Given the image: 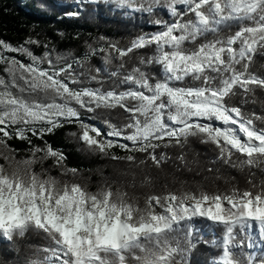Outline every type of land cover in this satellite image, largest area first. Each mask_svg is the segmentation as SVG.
I'll list each match as a JSON object with an SVG mask.
<instances>
[{"label": "snow or ice", "instance_id": "1", "mask_svg": "<svg viewBox=\"0 0 264 264\" xmlns=\"http://www.w3.org/2000/svg\"><path fill=\"white\" fill-rule=\"evenodd\" d=\"M73 4L65 16L80 18L92 5L130 19L157 13L170 19H149L157 30L141 32L125 48L99 37L107 48L89 44L81 57L47 43L36 55L31 46L40 41L32 37L18 46L0 39L7 74L0 77V240L15 245L42 234L43 258L27 264H197L193 254L201 245L212 250L204 264H264V180L255 191L249 180L252 188L244 191L148 195L143 207L127 191L138 174L141 186L151 185L150 170L172 159L170 149L186 163L193 140L214 146L212 163L264 172V115L243 110L250 95L264 91V77L251 70L254 58L264 56V0ZM139 50L150 55L128 68ZM97 55L101 65L92 67ZM113 61H119L114 69ZM117 109L125 119L114 122ZM66 125L76 129L67 136L82 150L125 165L129 183L105 181L92 191L79 182L64 151L45 140ZM13 139L27 142L28 158L16 159ZM48 159L59 177L35 170Z\"/></svg>", "mask_w": 264, "mask_h": 264}, {"label": "trees", "instance_id": "2", "mask_svg": "<svg viewBox=\"0 0 264 264\" xmlns=\"http://www.w3.org/2000/svg\"><path fill=\"white\" fill-rule=\"evenodd\" d=\"M93 7L86 5L87 11L83 12L80 18H72L65 16L64 12L75 10L73 0H0V39L13 46H18L28 37H32L40 41L39 46H31L36 55L43 54V45L47 43L50 48H55L64 55L71 53L76 57H81L89 44L96 48H107L104 41L97 39L99 37H104L105 40L117 43L120 48H125L141 32L157 30L156 26L148 23L149 19H170L164 13H157L152 17L146 14L143 17L138 15L130 19L119 10L112 11L102 6L99 10L93 11ZM141 55H150V53L139 50L130 54L131 60L127 67L134 66V62ZM118 63L119 61H113V69ZM90 65L99 67L101 65L100 56H93ZM251 70L264 77V56L257 55L254 58ZM105 87L108 85L106 84ZM243 110L255 112L256 115H264V91L258 89L254 96L250 95L249 103L244 106ZM123 119L125 115L122 110L117 109L113 112L114 122ZM75 130L73 126L66 125L62 130L45 136V140L54 148L64 151L68 168H76L80 171L81 175L76 179L81 183H86L92 191H95L105 181L113 187H116L114 181L127 185L131 176L123 174L125 165L117 164L105 156L82 150L84 147L82 144L74 142L67 136L68 132ZM33 142L43 144L42 141L35 139ZM8 145L18 150L16 155L18 160L26 159L31 155L27 151L29 145L26 141L13 139L8 141ZM112 151L117 155L124 154L119 148ZM184 152L186 163L175 159L179 150L170 149L168 155L172 159L162 168L150 170L151 185L141 186L139 181L142 176L138 174L136 187H127L129 195L137 198L140 206L143 207L148 195L200 190L230 192L233 188L244 191L252 188L249 180L257 186L253 189L255 191L259 189L261 181L264 180V172L257 168L249 170L223 163H212L216 157L213 145L193 140ZM233 159L235 160V157ZM52 165V159H48L42 164L37 163L35 170L39 172L42 167L50 169L52 176L59 177L60 170ZM47 246L48 241L38 233H29L23 238H18L15 245L0 240V264H27L30 260L42 259V250ZM211 255L212 250L201 245L198 251L194 252L193 260L197 264H204L211 258Z\"/></svg>", "mask_w": 264, "mask_h": 264}, {"label": "rangeland", "instance_id": "3", "mask_svg": "<svg viewBox=\"0 0 264 264\" xmlns=\"http://www.w3.org/2000/svg\"><path fill=\"white\" fill-rule=\"evenodd\" d=\"M4 55H6V56H14L18 60H21L23 62H28L27 57L22 56L20 53H8V52H5ZM4 67H5V65L0 63V77H4L5 79H7V74L4 72ZM16 159H17V157H16ZM3 163H4L3 159H0V164H3Z\"/></svg>", "mask_w": 264, "mask_h": 264}]
</instances>
